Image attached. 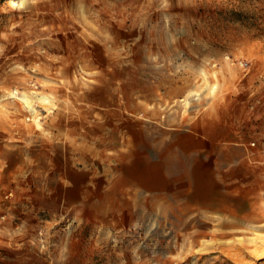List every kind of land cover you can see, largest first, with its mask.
<instances>
[{"label": "rangeland", "instance_id": "374dc122", "mask_svg": "<svg viewBox=\"0 0 264 264\" xmlns=\"http://www.w3.org/2000/svg\"><path fill=\"white\" fill-rule=\"evenodd\" d=\"M12 4L0 264H264V0Z\"/></svg>", "mask_w": 264, "mask_h": 264}, {"label": "clouds", "instance_id": "9594fccd", "mask_svg": "<svg viewBox=\"0 0 264 264\" xmlns=\"http://www.w3.org/2000/svg\"><path fill=\"white\" fill-rule=\"evenodd\" d=\"M24 4H25V0H19V3L18 4L17 3H13L11 6L13 8H17V7L23 8L24 7Z\"/></svg>", "mask_w": 264, "mask_h": 264}, {"label": "crops", "instance_id": "0c3cea01", "mask_svg": "<svg viewBox=\"0 0 264 264\" xmlns=\"http://www.w3.org/2000/svg\"><path fill=\"white\" fill-rule=\"evenodd\" d=\"M204 134H206L205 132L203 133V136H204ZM230 134V133H229ZM232 137H235V135L234 134H232Z\"/></svg>", "mask_w": 264, "mask_h": 264}, {"label": "bare ground", "instance_id": "6f19581e", "mask_svg": "<svg viewBox=\"0 0 264 264\" xmlns=\"http://www.w3.org/2000/svg\"><path fill=\"white\" fill-rule=\"evenodd\" d=\"M12 3H15V0H11Z\"/></svg>", "mask_w": 264, "mask_h": 264}]
</instances>
